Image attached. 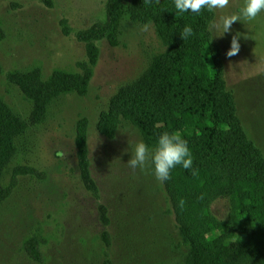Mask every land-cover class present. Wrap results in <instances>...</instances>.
Wrapping results in <instances>:
<instances>
[{"label": "rangeland", "instance_id": "obj_1", "mask_svg": "<svg viewBox=\"0 0 264 264\" xmlns=\"http://www.w3.org/2000/svg\"><path fill=\"white\" fill-rule=\"evenodd\" d=\"M107 0H0V97L23 119L30 102L16 84V75L36 70L48 78L56 70L81 72L87 61L78 31L103 20ZM125 4L129 0H123ZM244 0H230L214 11L209 25L218 45L227 88L233 92L237 117L251 142L264 156V12L251 22L236 21L218 34L212 23L232 14ZM240 45L228 57L232 38ZM99 56L87 93L59 95L49 103L45 118L15 137V153L3 173V185L16 166L34 168L38 175L19 176L12 194L0 205V264H184L183 241L164 183L154 168L129 167L139 131L121 121L112 138L97 129L101 111L117 89L136 80L151 59L164 51L152 24H139L124 15L116 46L99 41ZM88 124L90 173L97 196L83 185L76 160V124ZM66 155L60 157L58 150ZM104 205L108 224L100 219ZM229 204L217 199L213 214L225 220ZM110 235L106 246L102 233ZM36 245L40 259L28 248Z\"/></svg>", "mask_w": 264, "mask_h": 264}, {"label": "trees", "instance_id": "obj_2", "mask_svg": "<svg viewBox=\"0 0 264 264\" xmlns=\"http://www.w3.org/2000/svg\"><path fill=\"white\" fill-rule=\"evenodd\" d=\"M125 14L134 23L152 24L164 51L151 59L136 80L117 89L108 108L99 114L98 131L112 138L121 121H127L149 148H155L163 132H180L188 141L193 166L172 169L164 187L180 235L188 245L184 264H264V156L237 117L221 52L209 30L214 11L178 13L174 0H129L127 4L107 0L104 19L75 34L87 55L81 72L56 70L46 79L36 70L16 75L31 112L25 120L0 97V205L12 194L19 176L38 175L32 167L16 166L9 183L3 185V173L15 153V137L30 124L42 122L55 97L87 93L99 56L97 43L105 39L111 46L117 45ZM185 26H191L194 34L183 40L180 32ZM3 37L0 28V41ZM87 132V120L79 119L74 138L79 177L97 196ZM217 199L228 201L225 220L211 210ZM98 209L107 225L105 206L100 204ZM102 238L109 246L107 231ZM28 252L32 259H40L36 245ZM104 256L103 264H112L107 252Z\"/></svg>", "mask_w": 264, "mask_h": 264}, {"label": "clouds", "instance_id": "obj_3", "mask_svg": "<svg viewBox=\"0 0 264 264\" xmlns=\"http://www.w3.org/2000/svg\"><path fill=\"white\" fill-rule=\"evenodd\" d=\"M230 0H174V8L178 13L191 11L192 13H201L207 9L209 12L227 9ZM261 12H264V0H244V6L238 12L232 14L219 15L211 27L223 36L224 33L231 30V26L236 21L251 22L254 21ZM194 34L191 26H185L180 32L183 40ZM239 42L236 36L232 38L231 47L227 51L228 57L237 55L239 52ZM57 155L64 157L66 153L61 149ZM129 167L136 169H145L149 165L154 168L156 180L163 184L171 178V170L182 166L184 169H190L193 166V155L189 148L188 141L183 138L180 132H163L157 141L155 148H149L143 141L138 142L134 149V154L128 160Z\"/></svg>", "mask_w": 264, "mask_h": 264}]
</instances>
